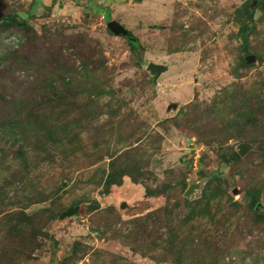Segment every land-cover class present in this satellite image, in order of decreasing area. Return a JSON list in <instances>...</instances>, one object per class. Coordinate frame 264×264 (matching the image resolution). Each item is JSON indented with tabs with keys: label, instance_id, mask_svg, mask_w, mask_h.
<instances>
[{
	"label": "rangeland",
	"instance_id": "374dc122",
	"mask_svg": "<svg viewBox=\"0 0 264 264\" xmlns=\"http://www.w3.org/2000/svg\"><path fill=\"white\" fill-rule=\"evenodd\" d=\"M6 14L43 49L14 72L4 36L29 34L0 24V264H264L249 209L264 208V112L234 101L264 94V0H0ZM91 54L105 60L80 77ZM63 118L79 136L35 148Z\"/></svg>",
	"mask_w": 264,
	"mask_h": 264
},
{
	"label": "trees",
	"instance_id": "16d2710c",
	"mask_svg": "<svg viewBox=\"0 0 264 264\" xmlns=\"http://www.w3.org/2000/svg\"><path fill=\"white\" fill-rule=\"evenodd\" d=\"M259 1H263V0H259ZM7 21H10V23H11L9 25V27H13L14 26V28L15 27L16 28L17 27L22 28L23 30L26 31V34L27 33L29 34V36L26 37L25 42H24V40H22V38H20L21 37V36H19L20 34H18V32H15V31L14 32H10V33H8V34H6L4 36L6 38H9L7 40H8V42H10V44L12 43V45H10V47L8 48L9 50L8 49L7 50L10 51V49H11V51L9 52V57L11 59H13L15 64H17L16 65L17 66L16 67L17 70H15L14 72L22 71V70L27 68V65L29 63V59L31 58V55L33 53H35V54L41 53V50L43 49V47H42L43 45L38 40L41 39L43 36L38 34L36 32V30L30 25L29 21L26 20V19H23V20L22 19H18L17 16H14V15H11V14H6L2 18H0V24H4ZM246 30H248V29L245 28V31ZM13 35L18 36V38H19L18 42H12L11 41V37ZM131 47H132L133 51L136 53V49L138 47V44H136L135 42H131ZM79 50L82 51L81 48H79ZM58 51L59 52L63 51L62 50V46L58 47ZM30 52H32V53H30ZM81 53H83V51ZM79 58H80V56H79ZM80 59H81V63H80V66L78 67L79 68L78 69V74L80 75V77H84L85 78L86 76L87 77L88 76H94L95 71L100 69L99 66H96V62L97 61L104 62L105 56L103 54H100L98 56H95L94 54L93 55L91 54L89 57H87V59H85V58H83V59L80 58ZM7 60H8V57H0V67H2V70H0L1 72L5 71L4 67L7 65ZM244 63H245V61L242 58L239 61V64H238L239 67H241V66L243 67L244 65H246V67L247 66H251V64H246V63L244 64ZM91 64H93L92 67H90ZM16 68H14V69H16ZM234 73H235L236 77H240L241 76V73L239 72V70H235ZM2 79H3V77L0 78V105L5 106V105H7L10 102V100H8V98L1 93V84H2L1 80ZM72 83H73L72 80H71V82L68 81L66 83L67 84L66 89L67 88L71 89L72 88ZM260 96L261 97H259V99L255 101L254 106L252 105L253 101H251V100H247V101H241L240 100V102L238 100H234V101L237 102V103L244 102L245 108H243V109H247L246 112H245L247 114L255 113V111L257 109H260L261 112H264V94H262ZM65 97L73 98V97H75V95L71 94L70 92L65 95L64 91H63V92H57L55 94V96L50 98V99H52L54 101V100H57V98L58 99H62V98H65ZM249 103H251V106L247 107V104H249ZM89 106L90 105H87L85 107V109L86 108L88 109ZM1 107L2 106H0V108ZM4 108L5 107H2V109H4ZM87 115H90V114H87ZM94 116H96V115H94ZM63 120L64 121L68 120V121L67 122H63ZM22 123H24V122L16 121V122H14V125L16 127H21ZM41 124H42L41 125L42 129H40V130L44 133V136L38 137V139L36 141H31V142H34L35 148L38 145H42V147H45V148H46V145H48V144L55 145V146L56 145L57 146L58 145H62L63 142H66V141L69 142V141H71V139H73V136H75V135H73L74 131L71 128V123H70L68 118H63V119H60L58 121H54L52 123H50V122H46V123L42 122ZM9 125L5 126V125L0 124V134L2 133L3 135H5V136L7 135L8 136V131L7 130L10 127ZM56 135H58V136H56ZM77 136H79V133H76L75 137H77ZM13 137L14 136H12V138ZM251 138L255 139L253 137H251ZM32 147H34V146H32ZM23 150H24V148L18 150L17 153L18 154H22L21 152ZM44 150H46V149H44ZM47 155L50 156V154H48V153L46 154V156ZM6 157H7L6 153L4 152V155L0 156V163ZM219 157L222 160H226L227 159V158H225V156H223L221 154H219ZM17 158H18V156H17ZM233 158L238 160V161L241 159L239 153H234L233 154ZM125 174H126V172L123 175H125ZM112 182H110V180H109L110 184ZM147 193H148V190H147ZM252 197L253 198L250 197L251 201L249 202V209L251 211V214H253V216H254V221L260 223V222L264 221V208H262V204H259V195L258 196L253 195ZM0 203H5V199L0 197ZM260 209H262L263 211L260 212ZM253 216H251V217H253Z\"/></svg>",
	"mask_w": 264,
	"mask_h": 264
},
{
	"label": "water",
	"instance_id": "95a60500",
	"mask_svg": "<svg viewBox=\"0 0 264 264\" xmlns=\"http://www.w3.org/2000/svg\"><path fill=\"white\" fill-rule=\"evenodd\" d=\"M109 30L115 34V35H123V36H127V38H129L130 40H135V38H133L131 32L118 20L116 19H112L108 22L107 24ZM253 59L252 57L250 58V60ZM148 68L152 71H158V72H163L165 71L167 68L166 66H164L163 64H159L156 62H150L148 64ZM250 148V146L248 144H242L240 145V154L244 155L246 153V151ZM191 190V188H190ZM190 190H188L190 192ZM78 207H73L68 209L67 211H65L62 215L61 218H65L67 216H72L75 213L78 212Z\"/></svg>",
	"mask_w": 264,
	"mask_h": 264
},
{
	"label": "built area",
	"instance_id": "2783aa9c",
	"mask_svg": "<svg viewBox=\"0 0 264 264\" xmlns=\"http://www.w3.org/2000/svg\"><path fill=\"white\" fill-rule=\"evenodd\" d=\"M11 41H12V42H18V41H19L18 36L13 35V36L11 37ZM195 163H196V162H195Z\"/></svg>",
	"mask_w": 264,
	"mask_h": 264
}]
</instances>
